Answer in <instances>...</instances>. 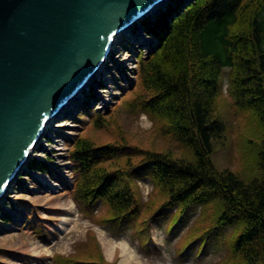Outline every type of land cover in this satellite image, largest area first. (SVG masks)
Masks as SVG:
<instances>
[{"label":"trees","instance_id":"16d2710c","mask_svg":"<svg viewBox=\"0 0 264 264\" xmlns=\"http://www.w3.org/2000/svg\"><path fill=\"white\" fill-rule=\"evenodd\" d=\"M155 19L148 29L159 45L141 63L139 112L187 146L197 160L124 146V141L130 143L125 136L101 146L79 139L71 153L74 200L93 222L99 206L105 209L107 216L99 223L115 232L141 223L138 240L152 245L153 225L167 221L172 211L182 221L191 209L202 207L206 216L214 205L220 214L211 220L206 241L232 229L227 263L264 264V136L259 179L244 181L229 170L218 171L212 162L226 131L216 119L226 77L234 105L251 111L264 130V0H195L189 5L177 0ZM104 120L98 116V125ZM145 178L162 197L155 209L140 200L137 180ZM149 245H141L147 253ZM96 250L86 264H105Z\"/></svg>","mask_w":264,"mask_h":264},{"label":"rangeland","instance_id":"374dc122","mask_svg":"<svg viewBox=\"0 0 264 264\" xmlns=\"http://www.w3.org/2000/svg\"><path fill=\"white\" fill-rule=\"evenodd\" d=\"M175 1L170 0L166 5L173 6ZM143 32L140 30L141 41L132 43L125 38L119 41L113 58L107 63V72L92 82L84 101L70 105L68 110L72 112L62 113L60 119L49 125L37 147L38 153L31 158L48 162L49 173L34 175L38 181L29 169L24 171L0 206V264H78L74 258L86 264L89 255L95 258L97 248L105 264H121V248L116 247L114 254L110 253L101 233L107 241L130 242L137 258L133 264H231L227 261L231 256L230 239L234 237L232 229L217 237L209 235V242L204 240L211 220L220 214L214 205L206 216L201 214L200 207L194 208L180 225H175V220L169 221L174 218L175 210L172 211L167 221L153 225L152 245L138 240L137 229H141V223H136L135 229L131 227L115 234L99 223L107 216L105 209L99 206L95 211L97 221L93 222L82 215L74 200L75 171L70 159L72 147L79 139L101 146L125 136L130 143L124 141V146L167 151L190 162L197 160L187 146L167 136L150 117L139 112L141 63L151 55L156 44ZM99 83L105 89H100ZM223 88L216 119L224 123L226 131L222 141L215 145L213 165L218 171L229 170L247 182L259 179L258 157L264 130L251 111H241L234 105L227 92L226 78ZM98 116L105 119L102 125L97 123ZM139 186L140 200L149 203L151 209L163 202L159 192L153 190L152 182L145 180ZM10 213L16 217H10ZM5 216L11 219L7 224ZM146 244H150L149 253L141 246Z\"/></svg>","mask_w":264,"mask_h":264},{"label":"water","instance_id":"95a60500","mask_svg":"<svg viewBox=\"0 0 264 264\" xmlns=\"http://www.w3.org/2000/svg\"><path fill=\"white\" fill-rule=\"evenodd\" d=\"M166 0H0V199L116 37Z\"/></svg>","mask_w":264,"mask_h":264},{"label":"bare ground","instance_id":"6f19581e","mask_svg":"<svg viewBox=\"0 0 264 264\" xmlns=\"http://www.w3.org/2000/svg\"><path fill=\"white\" fill-rule=\"evenodd\" d=\"M114 48H113V50H112V52H111V55H110V57L108 58V61L107 62H105L104 64H103V66L100 68V71H99V73L102 71L103 73H105V72H107L106 70L108 69L107 68V63L109 62V60L111 59V58H113V53H114ZM244 65V64H243ZM247 65V64H246ZM250 65V64H249ZM183 65H181V67H182ZM255 66V65H254ZM178 67H179V65H178ZM184 67V66H183ZM254 68V67H253ZM182 69H184V68H182ZM243 69V68H242ZM249 72V71H248ZM252 73V72H251ZM241 74V73H240ZM104 75V74H103ZM99 75H97L96 76V78L98 77ZM250 76V75H249ZM244 78V77H243ZM231 83V82H230ZM254 83V82H253ZM263 83V82H262ZM257 85V84H256ZM89 86V85H88ZM87 86V87H88ZM86 87V88H87ZM85 88V89H86ZM245 95V94H244ZM221 99H222V97H220ZM248 99V98H247ZM227 102V101H226ZM219 103H220V101H219ZM248 110V109H247ZM157 135H155V137H156ZM152 138H153V135H152ZM151 144H153L152 142H151ZM174 170V169H173ZM47 178H46V182H47ZM178 185V184H177ZM237 202H239V201H237ZM199 208V207H198ZM66 232V231H65ZM101 235V237H102V239H105V242H103L104 244H106L108 247H109V249H110V253H112V254H114V251H115V249H116V247H119V248H121V251H122V258H121V264H133V263H135L136 261H137V258H136V255H135V253H134V251L132 250V247H131V245L127 242V241H121V242H114V241H107V237L105 238V235H103V233H101L100 234ZM250 239V238H249ZM61 243V242H60ZM111 255V254H110ZM115 257V256H114ZM136 264H139V263H136Z\"/></svg>","mask_w":264,"mask_h":264}]
</instances>
